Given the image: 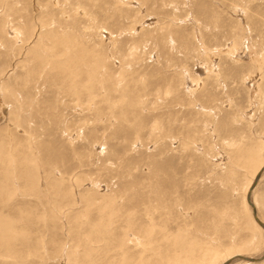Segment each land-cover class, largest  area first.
<instances>
[{"label": "rangeland", "instance_id": "obj_1", "mask_svg": "<svg viewBox=\"0 0 264 264\" xmlns=\"http://www.w3.org/2000/svg\"><path fill=\"white\" fill-rule=\"evenodd\" d=\"M168 258L264 264V0H0V264Z\"/></svg>", "mask_w": 264, "mask_h": 264}, {"label": "bare ground", "instance_id": "obj_2", "mask_svg": "<svg viewBox=\"0 0 264 264\" xmlns=\"http://www.w3.org/2000/svg\"><path fill=\"white\" fill-rule=\"evenodd\" d=\"M5 99H7V98H5ZM9 121H11V120H9ZM15 124V123H14ZM9 133V132H8ZM13 139V138H12ZM14 150L12 149V152H13ZM6 152H8V150H6ZM11 152V153H12ZM7 154V153H6ZM12 154H14V153H12ZM263 169V168H262ZM14 176V175H13ZM256 176V175H255ZM96 243H99V242H96ZM114 244V246L113 247H115L117 244H118V242H109V243H107L106 244V246H107V248H106V246H102L103 248H101V251H100V254H98V248H94L93 247V250L94 251H96V256H98V257H102L103 259H105V261H107L109 258H110V256L108 257V253H110V251L108 252V245L109 244ZM137 244H138V242H136ZM166 243V242H165ZM135 244V243H134ZM139 244H141L142 245V242H139ZM144 245V244H143ZM152 245V244H151ZM135 246V245H134ZM120 249V248H119ZM129 249V248H128ZM200 249V248H199ZM204 249V248H203ZM202 250V249H201ZM206 250V249H205ZM204 251V250H203ZM202 251V252H203ZM200 252V251H199ZM205 252V251H204ZM208 252V251H207ZM142 253V252H141ZM170 254H172V252L170 251L169 252ZM169 253H168V255H169ZM174 253V252H173ZM177 253V252H176ZM194 253V252H193ZM197 253V252H196ZM186 254V253H185ZM239 254V253H238ZM100 255H102V256H100ZM163 255V254H162ZM174 255V254H173ZM200 255V254H199ZM140 256V255H139ZM164 256V255H163ZM167 256V255H166ZM166 256H164V257H166ZM94 257H95V255H94ZM108 257V258H107ZM190 257H191V255H190ZM113 258V257H112ZM204 258V257H203ZM212 258V257H211ZM228 258V257H227ZM138 259V258H137ZM187 260V259H186ZM192 260V259H191ZM228 260L226 259V262H227ZM132 262V261H131ZM224 262V261H223ZM108 263H109V261H108ZM129 263V262H128ZM166 264H181L180 262H178V259L176 258H168L167 259V261H166ZM196 264H203V259L201 260V262H198V263H196ZM225 264V263H224Z\"/></svg>", "mask_w": 264, "mask_h": 264}, {"label": "water", "instance_id": "obj_3", "mask_svg": "<svg viewBox=\"0 0 264 264\" xmlns=\"http://www.w3.org/2000/svg\"><path fill=\"white\" fill-rule=\"evenodd\" d=\"M258 177H259V176H258ZM258 177H257V178H258ZM248 201L251 202L250 198L248 199Z\"/></svg>", "mask_w": 264, "mask_h": 264}]
</instances>
